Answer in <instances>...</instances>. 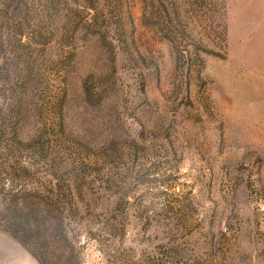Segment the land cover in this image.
I'll list each match as a JSON object with an SVG mask.
<instances>
[{"label":"rangeland","instance_id":"374dc122","mask_svg":"<svg viewBox=\"0 0 264 264\" xmlns=\"http://www.w3.org/2000/svg\"><path fill=\"white\" fill-rule=\"evenodd\" d=\"M0 264H264V0H0Z\"/></svg>","mask_w":264,"mask_h":264}]
</instances>
